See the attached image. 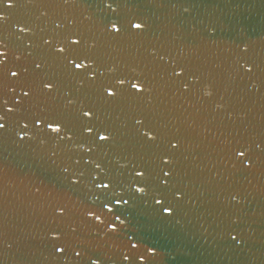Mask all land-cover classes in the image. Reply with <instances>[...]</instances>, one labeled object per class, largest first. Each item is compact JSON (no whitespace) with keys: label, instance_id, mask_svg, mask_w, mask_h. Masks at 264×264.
<instances>
[{"label":"water","instance_id":"water-1","mask_svg":"<svg viewBox=\"0 0 264 264\" xmlns=\"http://www.w3.org/2000/svg\"><path fill=\"white\" fill-rule=\"evenodd\" d=\"M121 7L143 20L139 35H107L100 0H34L4 9L13 62L16 55L20 63L39 58L42 50L32 45L51 35L55 23L95 42V52L128 78V88L136 82L146 91L103 103L86 82L62 77L60 95L76 107L95 105L114 136L105 148L112 160L139 162L146 125L177 142L170 166L174 177L187 183L192 201L167 220L142 200L114 205L124 222L116 221V233H106L105 224L115 215H102L105 224L97 225L87 213H100L99 201L86 184L71 183L70 157L85 154L86 146L74 143L71 151L55 149L53 155L50 144L5 142L0 195L11 222L0 243V264H69L45 259L42 236L56 208L65 210L61 227H76L88 254L101 258L98 264H118L129 239L138 242L139 251L153 250L148 264H264V0H121ZM21 27L27 30L20 32ZM241 64L257 67L246 73ZM175 65L184 67L182 78L170 75ZM184 83L193 87L185 91ZM238 143L251 146L255 167L245 168L229 151ZM18 209L26 211L17 214ZM237 217L232 227L240 242L234 243L224 223Z\"/></svg>","mask_w":264,"mask_h":264},{"label":"snow or ice","instance_id":"snow-or-ice-1","mask_svg":"<svg viewBox=\"0 0 264 264\" xmlns=\"http://www.w3.org/2000/svg\"><path fill=\"white\" fill-rule=\"evenodd\" d=\"M22 2L34 0H0V145L11 142L19 147L38 141L41 145H52L53 155L56 154L55 149L71 151L69 146L74 143L81 148L86 146L85 154L77 155L75 159L70 157L73 166L71 183L86 184L94 200L99 201L100 213L91 209L87 213L97 225L105 224L102 215H115L114 221L109 219L105 224L106 233H116L119 228L116 221L119 224L124 222L120 215L114 213L113 206L128 205L130 200L148 203L161 220L175 217L185 210L192 196L187 183L175 178L174 169L170 166L171 153L177 148V142L167 138L162 131L146 125L138 141L144 152L139 162L129 161L127 157H121L123 163L112 160L105 148L114 140V136L105 122L100 120L95 105L76 107L73 99L60 95L62 77L86 82L94 89L96 100L103 103L116 98L139 96L146 91L142 84L136 82H131L128 88V78L117 74L114 67H107L95 52V42L89 43L81 32L71 27L61 31L62 25L55 23L51 35H47V38L39 36V43L32 45L42 50L39 58L20 63L21 55H16L13 62V41L4 28L8 14L3 10L13 9ZM64 2L67 3V0ZM100 3L107 35L135 37L143 31V20L123 10L121 0H100ZM41 15H45V12H41ZM26 30V27L19 29L20 32ZM255 67V64H247V67L240 65L246 73H252ZM261 71L264 73V69ZM184 73V67L175 65L170 75L179 79ZM192 87L184 83L185 91ZM204 94L209 95L208 92ZM61 100L65 103L61 104ZM135 123L140 124L141 121L137 119ZM250 147L238 143L229 149L245 168L256 165ZM261 155L264 157V148H261ZM261 162L264 163V159ZM64 170L68 171V168ZM231 200L239 203L235 195ZM6 211L0 195V243L5 236L6 223L11 222L5 215ZM23 211L26 210L18 209L17 214ZM53 211L52 224L42 236L47 250L45 259L50 257L53 262L63 260L69 264H98L101 258L88 254L87 248L81 245L76 236L77 228L70 226L65 230L61 227L65 210L56 208ZM237 220L238 217L224 223L225 235L234 243L240 242L232 227ZM128 245V250L118 257V264L137 256L141 264H148L154 254L151 248L139 251L138 242L131 239Z\"/></svg>","mask_w":264,"mask_h":264}]
</instances>
